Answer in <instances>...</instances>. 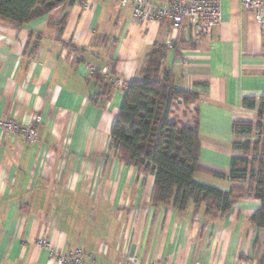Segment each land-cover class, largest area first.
<instances>
[{
    "label": "crops",
    "instance_id": "1",
    "mask_svg": "<svg viewBox=\"0 0 264 264\" xmlns=\"http://www.w3.org/2000/svg\"><path fill=\"white\" fill-rule=\"evenodd\" d=\"M134 8L135 0H80L20 27L0 18V123L38 132L29 141L0 127V264H55L36 243L43 236L60 250L82 248L99 264H118L127 254L142 262L257 264L264 253V228L250 220L260 199L244 194L215 217L192 200L184 211L153 204L155 175L125 164L110 148L125 89L114 82L108 97L100 95L90 69L115 64L119 78L139 79L147 52L167 45L164 64L175 84L199 94L186 107L198 109L199 164L224 176L178 159L173 168L229 191L244 183L229 177L233 156L241 154L233 143L251 136L235 134L233 124L257 120L260 105L249 109L243 100L264 97L262 28L240 0H223L221 22L200 35L190 24L140 19ZM64 14L63 29L49 25Z\"/></svg>",
    "mask_w": 264,
    "mask_h": 264
},
{
    "label": "trees",
    "instance_id": "2",
    "mask_svg": "<svg viewBox=\"0 0 264 264\" xmlns=\"http://www.w3.org/2000/svg\"><path fill=\"white\" fill-rule=\"evenodd\" d=\"M76 2L80 0H0V18L20 27L32 19L50 15L60 5ZM66 20L67 14L56 20L50 18L49 25L63 29ZM66 45L75 50L73 44ZM167 50V45L155 44L146 54L141 78L127 81V86L123 87L125 97L110 132V148L125 164L155 175L153 204L184 211L192 200L197 207L205 204V213L215 217L229 212L238 198L248 194L261 200L250 220L256 227L264 228V143L261 139L234 141L233 148L241 154L233 156L229 177L235 183H244L233 185L229 191L189 179L174 170L173 163L178 159L196 171L224 176L199 164L198 109L176 108L179 104L188 107L199 94L175 84L172 70L164 64ZM101 70L94 68L93 78L100 83V95L108 97L115 87L114 79L119 76L115 64L107 73L111 80L101 76ZM257 104L260 105L257 120L236 119L235 134L250 135L255 129L264 133V97L259 101L254 97L243 100V105L249 109H255ZM255 162L257 167L251 165ZM257 264H264V253Z\"/></svg>",
    "mask_w": 264,
    "mask_h": 264
},
{
    "label": "built area",
    "instance_id": "3",
    "mask_svg": "<svg viewBox=\"0 0 264 264\" xmlns=\"http://www.w3.org/2000/svg\"><path fill=\"white\" fill-rule=\"evenodd\" d=\"M129 0H121L123 5ZM223 0H169L166 6L152 3L150 0H135L134 14L140 19L149 16L169 20L174 28L190 24L196 34H210L215 26L221 22ZM244 9L253 12L257 24L264 33V2L263 0H240ZM91 72L94 68L90 67ZM107 74L108 69H102ZM114 82L122 87L127 86V80L115 78ZM183 104H179L181 106ZM178 106L176 108H178ZM184 106V105H183ZM186 106L180 109H185ZM194 109V108H191ZM190 110V109H189ZM191 117V114H190ZM0 127L7 132L18 133L29 141L38 137V132L33 126H21L12 121H2ZM37 245L49 250L50 261L55 264H99L91 256H86L82 248L72 251L60 250L54 247L46 236L39 238ZM118 264H174L169 260L157 258L149 262H142L136 256L127 254ZM188 264H200L199 261Z\"/></svg>",
    "mask_w": 264,
    "mask_h": 264
},
{
    "label": "rangeland",
    "instance_id": "4",
    "mask_svg": "<svg viewBox=\"0 0 264 264\" xmlns=\"http://www.w3.org/2000/svg\"><path fill=\"white\" fill-rule=\"evenodd\" d=\"M256 117V116H255ZM250 138L248 140L255 141V138H259L262 140V144L264 143V133L262 131L255 129L252 134H250ZM253 155V154H252ZM37 243V242H36ZM157 259V258H156ZM161 259V258H160Z\"/></svg>",
    "mask_w": 264,
    "mask_h": 264
}]
</instances>
